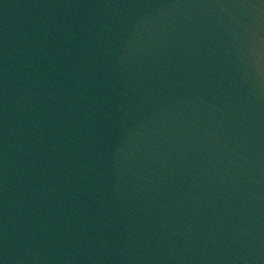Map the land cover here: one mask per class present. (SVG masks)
Segmentation results:
<instances>
[{
  "label": "water",
  "instance_id": "1",
  "mask_svg": "<svg viewBox=\"0 0 264 264\" xmlns=\"http://www.w3.org/2000/svg\"><path fill=\"white\" fill-rule=\"evenodd\" d=\"M0 264H264V0H0Z\"/></svg>",
  "mask_w": 264,
  "mask_h": 264
}]
</instances>
